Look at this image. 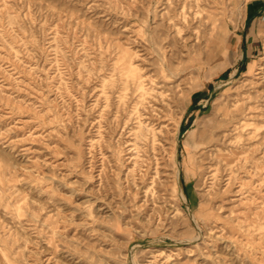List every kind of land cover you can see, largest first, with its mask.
<instances>
[{
	"label": "rangeland",
	"instance_id": "obj_1",
	"mask_svg": "<svg viewBox=\"0 0 264 264\" xmlns=\"http://www.w3.org/2000/svg\"><path fill=\"white\" fill-rule=\"evenodd\" d=\"M173 1L0 0V264H264V0Z\"/></svg>",
	"mask_w": 264,
	"mask_h": 264
},
{
	"label": "bare ground",
	"instance_id": "obj_2",
	"mask_svg": "<svg viewBox=\"0 0 264 264\" xmlns=\"http://www.w3.org/2000/svg\"><path fill=\"white\" fill-rule=\"evenodd\" d=\"M173 1V0H172ZM174 2V1H173ZM172 2V3H173ZM168 3V2H167ZM195 3H197V0H183L182 2V5L181 7L179 8H176V10H173V12L175 11V14L174 15H170V13H166L163 15V18L164 19H169L170 20V23H171V20L173 21V23H171L170 27L171 28H174V31L176 30L177 33H180L181 32V28L178 27V23H179V20L181 21H185L186 23H188L189 21V9L191 7H193V5H195ZM178 5V4H177ZM167 9V8H166ZM180 9V10H179ZM204 10V9H203ZM194 15V14H193ZM161 16V15H160ZM178 17V18H177ZM166 19V20H167ZM193 20V19H192ZM168 21V20H167ZM163 22V21H162ZM192 22V21H191ZM202 22V21H200ZM168 25V24H167ZM170 36V35H169ZM168 37V36H167ZM169 38V37H168ZM167 38V39H168ZM164 40H165V37H164ZM158 42V41H157ZM227 112V111H226ZM227 115H229L228 113H226L224 119H227ZM181 122L182 120L180 121H177L176 125H175V128H174V133H173V145L174 147H176L178 145V139H179V134H180V126H181ZM214 136L216 137V135H213L212 136V141H214ZM153 137H154V142L156 141V132L154 131L153 133ZM211 142V140H210ZM213 149H215L217 151V154L215 155V158H214V162H215V165L216 167H214V169L211 171L212 172V175L215 176L223 167L227 166V165H230L232 163H234L235 161V153H232V154H228V153H222V148L227 146L226 143L224 144H218V142H215L213 145ZM230 146V145H229ZM228 147V146H227ZM232 147V146H231ZM213 151V150H212ZM229 151V150H228ZM239 162V161H238ZM179 170V169H178ZM178 175V172H176V177ZM177 182V181H176ZM175 182V183H176ZM174 183V184H175ZM220 183V182H219ZM176 186L174 187V189H176L177 191L179 190L180 192V189L178 187V184L176 183L175 184Z\"/></svg>",
	"mask_w": 264,
	"mask_h": 264
},
{
	"label": "crops",
	"instance_id": "obj_3",
	"mask_svg": "<svg viewBox=\"0 0 264 264\" xmlns=\"http://www.w3.org/2000/svg\"><path fill=\"white\" fill-rule=\"evenodd\" d=\"M257 9L255 11L252 10V16L248 19L249 22L251 21H254L255 18L261 13L262 9L264 8V5L262 7H256ZM246 37L250 38V33L249 35H247ZM243 57L245 58H248L249 57V52H248V49L246 48V45L244 46V49H243Z\"/></svg>",
	"mask_w": 264,
	"mask_h": 264
}]
</instances>
